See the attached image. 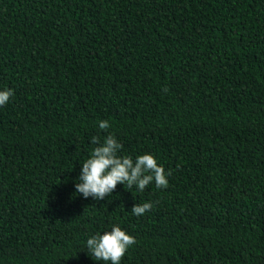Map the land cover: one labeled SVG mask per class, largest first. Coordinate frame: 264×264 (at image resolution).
<instances>
[{
	"label": "trees",
	"instance_id": "1",
	"mask_svg": "<svg viewBox=\"0 0 264 264\" xmlns=\"http://www.w3.org/2000/svg\"><path fill=\"white\" fill-rule=\"evenodd\" d=\"M5 89L0 264H103L112 225L121 264H264V0H0ZM108 135L167 186L76 194Z\"/></svg>",
	"mask_w": 264,
	"mask_h": 264
},
{
	"label": "clouds",
	"instance_id": "2",
	"mask_svg": "<svg viewBox=\"0 0 264 264\" xmlns=\"http://www.w3.org/2000/svg\"><path fill=\"white\" fill-rule=\"evenodd\" d=\"M14 95L11 89L0 91V107L9 102ZM98 127L106 130L108 121H100ZM91 143L97 145L81 165L78 177L74 182L75 192L87 199L96 201L111 197L117 185H127L143 192L150 184L166 187L168 174L156 157L151 153L132 156H120L122 145L114 135H108L103 142L93 137ZM153 205L149 202L134 204L131 213L143 216ZM135 243L134 237L119 225H112L110 230L90 235L86 241V251L90 252L97 262L103 264H121L122 257Z\"/></svg>",
	"mask_w": 264,
	"mask_h": 264
}]
</instances>
